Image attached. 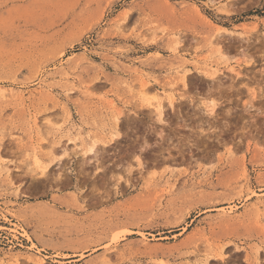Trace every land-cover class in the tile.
<instances>
[{
	"label": "rangeland",
	"instance_id": "obj_1",
	"mask_svg": "<svg viewBox=\"0 0 264 264\" xmlns=\"http://www.w3.org/2000/svg\"><path fill=\"white\" fill-rule=\"evenodd\" d=\"M257 263L264 0H0V264Z\"/></svg>",
	"mask_w": 264,
	"mask_h": 264
},
{
	"label": "bare ground",
	"instance_id": "obj_2",
	"mask_svg": "<svg viewBox=\"0 0 264 264\" xmlns=\"http://www.w3.org/2000/svg\"><path fill=\"white\" fill-rule=\"evenodd\" d=\"M222 36V35H221ZM221 41V40H220ZM217 43H219V41L217 40ZM221 43V42H220ZM178 52V51H177ZM182 58V57H181ZM180 58V59H181ZM178 61V60H177ZM179 62H181V61H179ZM171 63V62H170ZM178 63V62H177ZM185 63V62H184ZM172 64V63H171ZM187 64V63H186ZM174 65H175V63H174ZM177 65V64H176ZM183 65V64H182ZM173 66V65H172ZM184 66V65H183ZM182 66V67H183ZM186 66V65H185ZM170 67H171V65H170ZM200 67V66H199ZM180 70V69H179ZM186 70V69H185ZM233 71H236V70H233ZM237 72V71H236ZM187 72L185 71V73H184V75L186 74ZM205 73H206V71H205ZM222 73H220V75H221ZM211 75V74H210ZM188 76V75H187ZM186 77V76H185ZM225 77V76H224ZM222 78V77H221ZM186 79V78H185ZM188 80V79H187ZM171 103H172V100H171ZM157 111L159 112V116H160V118L163 120L164 119V117H165V115H163V114H166V113H164L163 112V107H162V105L160 104L159 106H158V108H157ZM168 119V118H167ZM168 121V120H167ZM121 123V122H120ZM117 125H119V124H117ZM118 127V126H117ZM92 150H94L93 148H91ZM93 152H95V151H92L91 153H93ZM139 162H142L141 160H138ZM141 165L143 164V163H140ZM144 165V164H143ZM145 166V165H144ZM141 167V166H140ZM145 169V168H144ZM221 255V254H220ZM222 256V255H221ZM220 256V257H221ZM224 256V255H223ZM227 256V255H226ZM219 257V258H220ZM223 259V258H222ZM225 259V258H224ZM223 259V260H224ZM257 260V259H256ZM39 261V260H38ZM224 261H226V259L224 260ZM208 262V261H207ZM255 262H257V261H255ZM36 263V262H35ZM259 263V262H258ZM257 263V264H258Z\"/></svg>",
	"mask_w": 264,
	"mask_h": 264
}]
</instances>
